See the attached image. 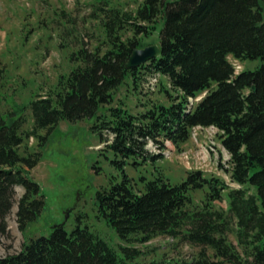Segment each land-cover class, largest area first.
<instances>
[{
  "label": "trees",
  "instance_id": "obj_1",
  "mask_svg": "<svg viewBox=\"0 0 264 264\" xmlns=\"http://www.w3.org/2000/svg\"><path fill=\"white\" fill-rule=\"evenodd\" d=\"M92 16L101 22L106 51L73 52L70 60L77 65L59 77L52 93L18 109L30 111L32 130L27 137L38 139V131L62 121L95 118L93 130L102 142H109L102 139L104 131L112 136L107 150L114 154L112 164L122 171L126 160L146 158L148 141L159 144L163 139L179 146L195 127L217 128L229 155V180L240 188L229 189L223 180L193 171L179 184L161 176L141 177L142 188L137 189L123 173L119 182L96 192L97 212L123 242L133 236L139 242L169 236L199 247L197 257L183 264H264V0H144L135 13L105 4ZM159 20L160 54L127 70L132 50L144 47ZM125 31L131 37H125ZM230 56L238 61L259 59L261 65L235 75ZM140 70L165 78L177 96L168 106L154 104L134 116L116 101L115 92L128 79L136 86ZM203 93L190 109L188 99ZM20 114L0 113V223L12 207L14 188L21 187L24 194L16 216L24 231L36 221L45 201L29 176L40 153H28L26 147L20 152L25 124ZM202 190L206 192L201 208L188 210L190 194ZM224 192L227 210L214 209L212 203L221 201ZM229 234L240 250L228 240ZM141 256L132 247L112 248L87 228L66 232L57 227L48 236L30 239L17 254L0 258V264H161L142 263Z\"/></svg>",
  "mask_w": 264,
  "mask_h": 264
},
{
  "label": "rangeland",
  "instance_id": "obj_2",
  "mask_svg": "<svg viewBox=\"0 0 264 264\" xmlns=\"http://www.w3.org/2000/svg\"><path fill=\"white\" fill-rule=\"evenodd\" d=\"M143 1L0 0V113H21L25 124L21 129L24 142L20 152L26 147L28 153H40L38 164L30 170L29 176L39 185L45 201L36 221L20 231L16 212L24 190L14 188L12 207L4 224L0 223V258L17 254L30 239L48 236L54 227L64 223L62 227L66 232L76 226L87 228L116 250L120 246L137 249L142 253L138 259L142 263H188L197 257L200 248L179 237L157 236L139 242L133 236L127 243L121 241L97 212L96 192L108 188L111 182H119L123 173L132 179L135 188L141 189V177L151 180L161 176L170 184H179L193 171H201L207 179H221L229 189L240 188L229 180L226 172L229 155L221 146V132L214 127L193 128L188 141L179 146L163 139H159V144L148 141L146 158L126 160L122 171L112 164L114 154L107 150L106 144L111 142L112 136L104 131L102 139L109 142H102L93 130L95 118L62 121L50 130L38 131V139L27 137L32 130L30 111L23 108L20 112L18 109L38 96L52 93L59 77L67 75L77 65L70 60L73 52L81 48L89 51L99 48L101 53L106 51L101 22L98 16H92L96 7L107 4L110 8L135 13ZM162 26L163 21L159 20L156 30L144 39V47L158 44ZM124 35L131 37V32L125 31ZM228 60L235 74L243 70L253 71L261 65L259 59L238 61L230 56ZM140 72L142 75L136 86L128 79L115 92L116 101L124 103L134 116L154 104L168 106L170 98L177 96L165 78L146 70ZM204 95L188 99L187 106L193 108ZM153 156L156 158L151 160ZM205 192L190 194L192 204L188 210L201 208ZM249 193L254 190L250 188ZM212 207L227 210L226 192L221 201L212 203ZM228 240L240 250L233 234H229ZM206 252L212 257L211 250L206 249Z\"/></svg>",
  "mask_w": 264,
  "mask_h": 264
},
{
  "label": "water",
  "instance_id": "obj_3",
  "mask_svg": "<svg viewBox=\"0 0 264 264\" xmlns=\"http://www.w3.org/2000/svg\"><path fill=\"white\" fill-rule=\"evenodd\" d=\"M160 54V47L159 45H149L143 48H135L132 50L128 61L126 63V69H137L138 67L145 65L152 59H155ZM252 91H255V87H252ZM67 216V214H66ZM65 216V219H66ZM64 223L61 225H58L54 227L53 229L57 227H62Z\"/></svg>",
  "mask_w": 264,
  "mask_h": 264
}]
</instances>
